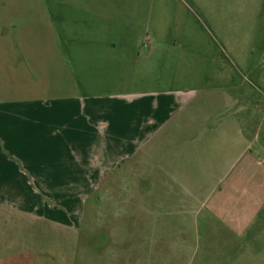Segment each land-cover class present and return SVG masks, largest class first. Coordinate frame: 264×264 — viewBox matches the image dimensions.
<instances>
[{
    "label": "rangeland",
    "instance_id": "rangeland-1",
    "mask_svg": "<svg viewBox=\"0 0 264 264\" xmlns=\"http://www.w3.org/2000/svg\"><path fill=\"white\" fill-rule=\"evenodd\" d=\"M6 8L44 55L53 96L189 93L173 127L94 175L93 190L74 187L84 175H54L51 187L28 189V212L15 204L24 191L11 190L18 216L0 232V264H264V0H0ZM180 120L198 121L187 134L206 141L236 133V155L167 142ZM118 139L94 144L113 149Z\"/></svg>",
    "mask_w": 264,
    "mask_h": 264
},
{
    "label": "crops",
    "instance_id": "crops-1",
    "mask_svg": "<svg viewBox=\"0 0 264 264\" xmlns=\"http://www.w3.org/2000/svg\"><path fill=\"white\" fill-rule=\"evenodd\" d=\"M17 15L18 13H13L8 8L0 13V222L3 223L0 232L8 230L5 227L7 222L18 216L13 213L15 204L28 212V189L51 187L50 184L56 178L54 175H84L83 180L76 184L85 186L74 187L93 190L96 183L94 175L104 174L108 167L112 168L118 162L119 167L122 166L121 163L125 160L136 156L135 150L140 149L148 138H154L157 129L173 127L174 123L169 117L179 107L187 104L186 95L189 93L175 90L134 95L125 103L53 96L51 89L47 90L49 86L45 82L44 55L37 53L34 44L30 49L26 36L28 30ZM59 57L56 61L54 59L53 66L57 75L61 71L62 58L60 55ZM69 77H72L71 73ZM199 124L198 121H178L174 126L181 128L171 129L175 133L166 135V141L193 142L192 145L196 148L210 150L217 144L230 150L224 152V156L236 155V133L211 135L213 139L207 140L210 143L203 145L207 142L205 139L187 134L190 127ZM124 129L127 136L121 138L118 133ZM117 136L119 139L115 141L123 145L113 149L104 146L101 151L97 150L98 144L95 145V142L107 145ZM241 138L246 140L244 135ZM220 141H232L233 144L225 145ZM182 147L189 150L187 144ZM189 152L198 157L195 149L186 151ZM170 155L171 153H166V158ZM151 158L157 164L156 152ZM170 158L163 163L168 164L173 174L176 165L169 163ZM192 172H200L198 165H193ZM68 182L73 183L74 179ZM152 189L150 187L151 192L154 191ZM11 190L24 191V200L22 198L20 204L18 199L21 198H15V202ZM142 192L145 191L138 186V198L142 197ZM154 193H158V190ZM157 200L160 202L161 197H157ZM139 207L138 204V212ZM144 211L148 213L146 204ZM27 212L26 215H20V218L27 219ZM153 212L154 209H150L149 213ZM135 227L136 237H140L139 223ZM4 233L0 234V238ZM3 238L4 241L0 239V248L4 243L7 244V237Z\"/></svg>",
    "mask_w": 264,
    "mask_h": 264
}]
</instances>
